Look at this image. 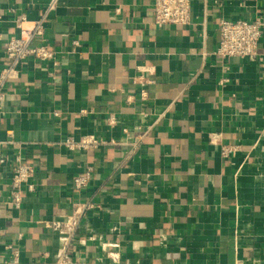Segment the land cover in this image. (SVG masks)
Returning a JSON list of instances; mask_svg holds the SVG:
<instances>
[{"label": "crops", "instance_id": "crops-1", "mask_svg": "<svg viewBox=\"0 0 264 264\" xmlns=\"http://www.w3.org/2000/svg\"><path fill=\"white\" fill-rule=\"evenodd\" d=\"M45 3L0 0V69ZM221 18L262 22L258 58L214 54ZM43 25L57 63L23 61L0 108V264H264V0H191L186 25L152 0H60ZM88 132L115 143H61ZM18 151L35 189L14 208Z\"/></svg>", "mask_w": 264, "mask_h": 264}, {"label": "built area", "instance_id": "built-area-1", "mask_svg": "<svg viewBox=\"0 0 264 264\" xmlns=\"http://www.w3.org/2000/svg\"><path fill=\"white\" fill-rule=\"evenodd\" d=\"M60 0H46L43 17L32 22L29 28H24L18 23L19 35H12L4 42L5 64L0 69V108L5 101L6 82L14 79L18 75V68L28 58L36 61H52L57 63L55 52L43 42L44 31L43 20L49 12L54 11ZM153 19L157 24H182L186 25L190 21L191 0H152ZM219 41L214 54L221 60L231 57L247 58L254 60L258 58L257 45L262 35V22L259 19H228L221 18L218 22ZM33 37L41 38L42 42L36 45H30ZM77 44V41H73ZM144 83L150 82L145 79ZM144 96L145 91L141 90ZM110 125L115 124V117L108 119ZM126 130V129H124ZM215 142L214 137L210 138ZM68 150H85L89 148L102 147L105 144H114V139H106L94 133L88 132L81 135L78 139L68 136L61 142ZM235 150L232 145H221L220 153L223 158H228ZM11 166L10 188L8 194V203L14 208L20 207L21 188L26 187L28 192H33L35 187L30 182V178L35 172V163L24 161L21 153L18 151L13 155ZM9 164L10 158L0 156V164ZM91 167H87L83 175H78L73 179V185L76 188L84 186L90 178ZM48 226L56 229L57 223H47ZM6 248L12 249L13 258L16 259L17 253L11 245Z\"/></svg>", "mask_w": 264, "mask_h": 264}]
</instances>
